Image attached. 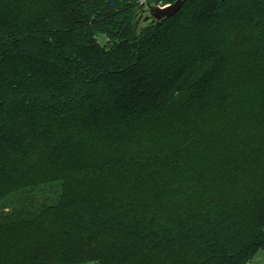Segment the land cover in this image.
I'll list each match as a JSON object with an SVG mask.
<instances>
[{
  "label": "trees",
  "instance_id": "obj_1",
  "mask_svg": "<svg viewBox=\"0 0 264 264\" xmlns=\"http://www.w3.org/2000/svg\"><path fill=\"white\" fill-rule=\"evenodd\" d=\"M141 2L0 0V264L264 250V0Z\"/></svg>",
  "mask_w": 264,
  "mask_h": 264
},
{
  "label": "water",
  "instance_id": "obj_2",
  "mask_svg": "<svg viewBox=\"0 0 264 264\" xmlns=\"http://www.w3.org/2000/svg\"><path fill=\"white\" fill-rule=\"evenodd\" d=\"M184 0H176L173 4L161 7L147 0H142L139 12L136 14L135 25L140 28L145 24H157L175 15L182 7Z\"/></svg>",
  "mask_w": 264,
  "mask_h": 264
},
{
  "label": "crops",
  "instance_id": "obj_3",
  "mask_svg": "<svg viewBox=\"0 0 264 264\" xmlns=\"http://www.w3.org/2000/svg\"><path fill=\"white\" fill-rule=\"evenodd\" d=\"M259 255L261 257L260 261H258ZM249 264H264V250L259 251Z\"/></svg>",
  "mask_w": 264,
  "mask_h": 264
},
{
  "label": "rangeland",
  "instance_id": "obj_4",
  "mask_svg": "<svg viewBox=\"0 0 264 264\" xmlns=\"http://www.w3.org/2000/svg\"><path fill=\"white\" fill-rule=\"evenodd\" d=\"M165 6H166V5H165ZM99 41L101 42L102 45L106 44V40H105L104 38H99ZM262 254H263V253H262ZM258 258H259L258 261H260V260H261L260 255H259Z\"/></svg>",
  "mask_w": 264,
  "mask_h": 264
},
{
  "label": "built area",
  "instance_id": "obj_5",
  "mask_svg": "<svg viewBox=\"0 0 264 264\" xmlns=\"http://www.w3.org/2000/svg\"><path fill=\"white\" fill-rule=\"evenodd\" d=\"M166 6H169V5H166ZM166 6H161V7H166Z\"/></svg>",
  "mask_w": 264,
  "mask_h": 264
}]
</instances>
